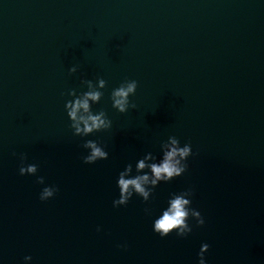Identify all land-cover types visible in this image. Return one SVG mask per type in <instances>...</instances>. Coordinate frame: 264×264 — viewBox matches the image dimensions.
<instances>
[{"label": "water", "instance_id": "obj_1", "mask_svg": "<svg viewBox=\"0 0 264 264\" xmlns=\"http://www.w3.org/2000/svg\"><path fill=\"white\" fill-rule=\"evenodd\" d=\"M98 78L112 126L76 136L68 93ZM125 80L136 107L120 113ZM170 136L191 145L187 171L113 207L119 173L150 152L151 178ZM87 140L108 159L85 164ZM189 188L205 224L161 238L154 220ZM205 243L206 264H264V0H0V264H198Z\"/></svg>", "mask_w": 264, "mask_h": 264}, {"label": "clouds", "instance_id": "obj_2", "mask_svg": "<svg viewBox=\"0 0 264 264\" xmlns=\"http://www.w3.org/2000/svg\"><path fill=\"white\" fill-rule=\"evenodd\" d=\"M76 67L69 69L70 73H75ZM86 85L87 91L77 95L75 90L69 91L68 95L72 96V100L65 103V110L69 117L73 129V134L80 137L89 136L94 132L108 130L112 126V122L107 118L106 113L101 110L94 113L92 105L100 102L103 92L100 89L106 87V81L98 78L96 83L91 80L82 81ZM138 87L136 80H125L111 93L112 107L120 113H126L129 108H135L136 105L130 102V97L135 95ZM82 147L88 150V154L83 157L85 164H94L100 160L108 159V152L104 150L96 141L87 140ZM162 159L158 163H152L147 167L150 168L151 178L148 172H142L146 168L145 160L155 157L152 153H147L141 159L136 168L137 175L131 176L132 165L128 164L118 175L117 187L119 188V198L113 201V207L127 205L133 195L141 197L145 202L149 201L154 189L161 182H170L180 177L187 171V159L193 155L190 144L181 146L180 141L175 136H170L168 140L161 144ZM21 166L19 168L20 175H35L38 172V165L27 164L23 162L27 159L26 154H21ZM44 177L37 178V183L44 184ZM151 185V187H146ZM58 188L54 186L44 187L40 193L39 199L47 201L52 198ZM193 190L191 188L174 193L168 200L167 207L153 222V231L161 238L169 236L175 232L178 237H186L193 231V227L189 224V219L195 221V226L201 227L205 224V220L200 211L191 207V197ZM146 211H148L146 209ZM99 231V229H97ZM207 243L202 244L198 253V264H206L205 253L209 250ZM25 261H30L31 256H26Z\"/></svg>", "mask_w": 264, "mask_h": 264}]
</instances>
